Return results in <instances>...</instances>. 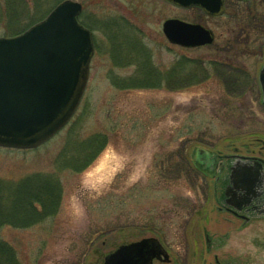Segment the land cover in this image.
<instances>
[{"label": "rangeland", "instance_id": "rangeland-1", "mask_svg": "<svg viewBox=\"0 0 264 264\" xmlns=\"http://www.w3.org/2000/svg\"><path fill=\"white\" fill-rule=\"evenodd\" d=\"M61 1L0 0V37L22 33ZM156 1L158 16L147 10L137 22L145 32H95L87 90L64 130L32 150L0 147V187L13 202L3 208L18 218L0 229V238L20 263L104 264L119 247L151 237L178 257L205 251L203 226L213 237L229 229L220 226L213 182L193 157L199 147L227 153L264 135L253 79L264 64V35L251 40L241 60L249 80H237L242 75L209 63L218 59L212 50L171 45L160 30L172 11ZM216 33L221 43L254 32ZM135 35L143 44L138 50ZM92 141L99 150L88 149ZM34 175L55 178L60 194L57 213L29 226L30 214L22 211L30 210V191L24 190ZM229 234L224 251H242L245 264H264V219Z\"/></svg>", "mask_w": 264, "mask_h": 264}, {"label": "water", "instance_id": "water-1", "mask_svg": "<svg viewBox=\"0 0 264 264\" xmlns=\"http://www.w3.org/2000/svg\"><path fill=\"white\" fill-rule=\"evenodd\" d=\"M190 6L196 0H171ZM81 5L60 4L25 33L0 38V146L29 149L57 134L75 114L86 90L94 55L92 32L78 21ZM174 43L196 47L213 42L211 32L176 20L164 25ZM264 94V68L260 73ZM264 100V97H263ZM253 174V173H252ZM245 203L261 183L259 174L240 172ZM166 254L156 238L119 247L104 264H152Z\"/></svg>", "mask_w": 264, "mask_h": 264}, {"label": "flooded vegetation", "instance_id": "flooded-vegetation-1", "mask_svg": "<svg viewBox=\"0 0 264 264\" xmlns=\"http://www.w3.org/2000/svg\"><path fill=\"white\" fill-rule=\"evenodd\" d=\"M64 1L67 0H62L60 3ZM72 1L81 4L78 20L81 25L94 33V37L95 32H145L137 22L146 16L147 10L150 11L149 17H157L160 4L159 1L152 0V6L149 8L148 0H110V6L106 4V0ZM160 1L164 8L172 11L162 20L160 32H165L164 25L168 20H176L195 27L199 26L211 32L213 36L211 44L196 48L174 45L175 47L184 50H212L218 56V59L210 58L209 63L212 66L221 65L227 69V72L242 75V77L238 76L237 80L242 78L249 80L246 78L248 72L243 68L241 60L246 57L251 40L245 45L244 39L236 35L231 41L227 38L225 42L220 43L219 38L221 40L222 36L220 37L216 32L238 34L258 32L262 27L261 20H264V0H196L197 2L190 6H182L171 0ZM256 42V39L252 40V43ZM142 47L137 44L132 46V49L138 50ZM255 51L256 49L252 51L254 56H256ZM195 68L196 71L200 69L198 66ZM177 69L175 71L174 68V72H177ZM253 79L256 82L260 106L264 109L259 75L257 79L256 77ZM197 161L194 163L195 166L203 170L204 174L203 172L202 174L210 177L213 182L211 194V201L215 202L213 212L221 215L223 221L220 226L227 224L229 229L213 237L210 236V232L208 233L205 224L206 226H203L205 251L180 254L178 257H175L169 247L160 240L167 253L157 255L153 264H245L242 251L234 252L232 249L224 251L222 248L230 239L232 233L229 232L235 230L237 233H242L249 225L264 219V135L258 136L251 146L233 147L232 151L227 153H208L205 159H197ZM219 162L222 166H219ZM241 171L247 172V176L258 173L261 180L251 194L254 200L249 205L245 203V191L238 179Z\"/></svg>", "mask_w": 264, "mask_h": 264}, {"label": "trees", "instance_id": "trees-1", "mask_svg": "<svg viewBox=\"0 0 264 264\" xmlns=\"http://www.w3.org/2000/svg\"><path fill=\"white\" fill-rule=\"evenodd\" d=\"M263 23L264 20L262 19L261 20L262 27H264ZM258 35L262 36L264 35V32H254L252 34V37L255 36L253 39H258ZM252 37L244 39L245 45L249 43V40H253ZM135 44L138 43L135 42ZM131 58H134L132 54H131ZM98 147H99L98 142L92 141L90 144V148L88 147V149H91V152H94L96 149L98 150L100 149ZM26 191H30V210L29 212H27L26 210L22 211V213L25 212L30 214L29 215L30 219L28 221L30 222L29 226L39 224L48 217L49 218L53 217V215L57 213L58 204H59L58 198L60 194V185L55 178L53 179L50 178L49 176L34 175L33 179L30 180L29 187L26 190H24V193ZM48 200L52 201L50 202L51 205L47 203ZM2 203L4 204L7 203L6 206L13 205V202L9 197H7L6 195H2V188L0 187V229L5 225H10L11 223H14V221L18 219L15 216L16 211L12 210V208L4 210L6 208H3L4 205ZM23 227H25V225H23ZM18 228H20V226H18ZM0 264H22L18 260L16 250L9 243L3 241L2 239H0Z\"/></svg>", "mask_w": 264, "mask_h": 264}]
</instances>
